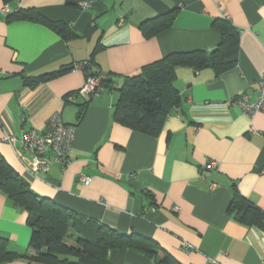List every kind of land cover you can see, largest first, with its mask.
<instances>
[{
  "label": "crops",
  "instance_id": "obj_1",
  "mask_svg": "<svg viewBox=\"0 0 264 264\" xmlns=\"http://www.w3.org/2000/svg\"><path fill=\"white\" fill-rule=\"evenodd\" d=\"M27 9L67 23L77 37L64 40L43 24L6 20ZM172 10L169 28L143 36L142 22ZM224 18L239 35L232 69L217 77L211 68H176L181 104L156 136L113 120L125 76L171 53L212 51L221 38L213 24ZM87 62L88 71H68ZM59 70L67 71L27 85ZM91 70L114 83L81 97L77 92ZM263 73L264 0H0V155L36 196L120 234L149 238L180 264H264V221L262 227L246 226L229 211L237 192L264 214V113L247 117L235 101L244 96L254 102ZM53 114L75 126L69 163H51L34 178L17 158L30 157L21 138L31 130L42 132ZM5 135L14 138L12 147L2 141ZM208 161L216 168L206 170ZM80 175L90 183L83 185ZM30 235L26 213L0 192V238L8 251L25 254ZM183 243L190 249L181 250ZM78 263L153 264L131 249Z\"/></svg>",
  "mask_w": 264,
  "mask_h": 264
},
{
  "label": "trees",
  "instance_id": "obj_2",
  "mask_svg": "<svg viewBox=\"0 0 264 264\" xmlns=\"http://www.w3.org/2000/svg\"><path fill=\"white\" fill-rule=\"evenodd\" d=\"M16 0H3L10 4ZM176 14L172 10L155 19L142 22L139 30L145 38L169 28ZM7 21H31L45 25L64 40L77 35L65 22H51L41 17L35 10H18L8 14ZM220 32L218 45L209 52L192 51L171 53L161 60L143 66L137 74L125 76L117 89L118 99L113 110V120L132 131L156 136L165 120L181 104L180 94L174 87L175 69L189 67L197 71L211 68L217 77L232 69L237 60L239 35L226 18L214 22ZM90 63V62H89ZM83 70L88 71L90 64ZM72 67L68 69L70 72ZM67 70L40 75L29 79L32 87L40 82L55 78ZM99 72L89 71V76ZM103 89L111 88L113 78L106 74ZM85 104L77 114L79 121ZM0 192L14 207L26 213V224L31 229L27 252L17 254L8 251L6 240L0 238V264L15 260H27L36 264H79V260L98 261L106 257L112 249H131L143 253L153 264H180L151 239L137 233L120 234L109 226L85 215L76 213L56 204L51 199L36 196L27 182L5 162L0 155ZM244 205H248L242 214ZM229 211L246 226L262 227L264 214L247 204L237 192L233 193Z\"/></svg>",
  "mask_w": 264,
  "mask_h": 264
},
{
  "label": "built area",
  "instance_id": "obj_3",
  "mask_svg": "<svg viewBox=\"0 0 264 264\" xmlns=\"http://www.w3.org/2000/svg\"><path fill=\"white\" fill-rule=\"evenodd\" d=\"M84 6L86 7L85 4L82 5V7ZM6 12V8L1 11V13ZM84 66V64H75L71 71L82 70ZM106 78L104 74L87 77L85 84L78 90L77 95L91 98L99 94L104 90L102 83ZM257 85L258 96L254 102H250L244 96L235 100L243 114L247 117H253L258 113H264V73L258 80ZM74 136L75 126L64 124L58 114H53L46 122L45 129L42 132L31 130L22 136V147L30 157L27 159L18 154L17 158L28 175L38 178L41 174L49 170L51 163H59L63 166H67ZM2 141L12 147L14 138L5 135ZM48 156H52V161ZM216 166V162L208 161L204 167L206 170H213ZM79 181L83 185H88L91 178L80 175ZM189 249L190 247L186 243L181 244V250L186 251ZM209 263L216 264L214 260H211Z\"/></svg>",
  "mask_w": 264,
  "mask_h": 264
},
{
  "label": "water",
  "instance_id": "obj_4",
  "mask_svg": "<svg viewBox=\"0 0 264 264\" xmlns=\"http://www.w3.org/2000/svg\"><path fill=\"white\" fill-rule=\"evenodd\" d=\"M115 81L117 82L118 80H115ZM247 208H248V205H244V207H243V209H242V214L245 213V211H246Z\"/></svg>",
  "mask_w": 264,
  "mask_h": 264
}]
</instances>
